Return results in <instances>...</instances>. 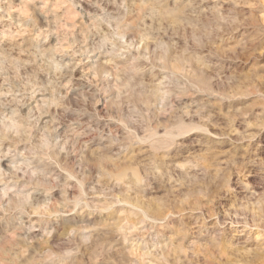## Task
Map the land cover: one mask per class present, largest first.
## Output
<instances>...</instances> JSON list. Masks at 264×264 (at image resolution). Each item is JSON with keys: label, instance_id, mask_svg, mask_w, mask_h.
<instances>
[{"label": "rangeland", "instance_id": "374dc122", "mask_svg": "<svg viewBox=\"0 0 264 264\" xmlns=\"http://www.w3.org/2000/svg\"><path fill=\"white\" fill-rule=\"evenodd\" d=\"M0 7V264H264V0Z\"/></svg>", "mask_w": 264, "mask_h": 264}, {"label": "bare ground", "instance_id": "6f19581e", "mask_svg": "<svg viewBox=\"0 0 264 264\" xmlns=\"http://www.w3.org/2000/svg\"><path fill=\"white\" fill-rule=\"evenodd\" d=\"M20 2H21V0H20ZM34 5H35V4H34ZM45 5H46V3H45ZM37 6H38V5H37ZM37 6H36V8H34V7H33V8L38 10V7H37ZM43 7H44V6H43ZM45 7H46V6H45ZM0 8H1V7H0ZM17 9H19V8H17ZM17 9L15 8V9H13V10H14L15 12H17ZM44 9H45V8H43V11H44ZM47 9H48V8H47ZM47 9L45 10V11H47L46 14L49 13V11H48ZM49 9H50V8H49ZM41 10H42V6H41ZM33 11H34V10H33ZM43 11H42V12H43ZM45 11H44V12H45ZM51 11H52V10H50V12H51ZM0 12H1V10H0ZM19 12H20V10H19ZM34 12H35V11H34ZM37 12H38V11H37ZM39 12H41V11H39ZM39 12H38V13H39ZM44 12H43V13H44ZM52 12H53V11H52ZM52 12H51V13H52ZM55 12H56V11H55ZM17 13H18V12H17ZM43 13H42V14H43ZM1 14H2V13H1ZM1 14H0V15H1ZM15 14H16V13H15ZM20 14H21V12L18 13V15L15 16V17H18V18H19V15H20ZM42 14H41V15H42ZM49 14H50V13H49ZM53 14H54V13H53ZM54 15H55V14H54ZM37 16H38V15H37ZM50 16H51V15L47 16L46 18L48 19V18H50ZM56 16H57V13H56ZM43 17H45V16L43 15ZM18 18H17V19H18ZM20 18H21V17H20ZM22 18H24V17H22ZM46 18H45V19H46ZM51 18L53 19V17H51ZM12 19L14 20V18H12ZM45 19H43V20L45 21ZM52 19H51V22H52ZM54 19H55V18H54ZM18 20H19V19H18ZM21 20H22V19H21ZM21 20H20V21H21ZM48 20H49V22H50V19H48ZM14 21H16V20H14ZM20 21H17V22H20ZM25 21H26V20H25ZM25 21H24V22H25ZM47 22H48V21H47ZM49 22H48V23H49ZM15 23H16V22H15ZM20 23H21V22H20ZM25 23H26V22H25ZM49 24H50V23H49ZM3 40H4V38L2 39V42H3ZM7 40H8V39H7ZM11 40H12V39H11ZM11 40H10V38H9V41H11ZM13 40H14V38H13ZM9 41H7V42L9 43ZM14 41H15V40H14ZM0 42H1V41H0ZM7 42H6V43H7ZM15 42H16V41H15ZM3 43H5V41H4ZM11 43H12V41H11ZM11 43H10V44H11ZM13 43H14V42H13ZM14 44H15V43H14ZM42 48H43V47H42ZM46 48H47V47H46ZM46 48H44V50H45ZM48 49H49V47H48ZM41 50H43V49H41ZM48 51H49V50H48ZM48 51H47V52H48ZM81 54H83V53H81ZM80 56H81V55H80ZM82 57H83V55H82Z\"/></svg>", "mask_w": 264, "mask_h": 264}]
</instances>
